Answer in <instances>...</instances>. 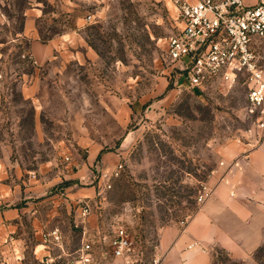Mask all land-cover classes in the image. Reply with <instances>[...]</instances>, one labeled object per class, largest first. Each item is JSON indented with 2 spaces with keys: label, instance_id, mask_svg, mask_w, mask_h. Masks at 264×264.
Wrapping results in <instances>:
<instances>
[{
  "label": "rangeland",
  "instance_id": "374dc122",
  "mask_svg": "<svg viewBox=\"0 0 264 264\" xmlns=\"http://www.w3.org/2000/svg\"><path fill=\"white\" fill-rule=\"evenodd\" d=\"M180 27L170 0H0V264H60L79 200L87 234L122 226L151 264L161 229L253 136L241 80L198 92L167 57Z\"/></svg>",
  "mask_w": 264,
  "mask_h": 264
},
{
  "label": "built area",
  "instance_id": "2783aa9c",
  "mask_svg": "<svg viewBox=\"0 0 264 264\" xmlns=\"http://www.w3.org/2000/svg\"><path fill=\"white\" fill-rule=\"evenodd\" d=\"M170 1L177 9L181 27L166 41L167 57L175 62L189 87L198 92L214 81L232 86L241 80L246 86V111L253 117V136L243 144L255 146L264 138V74L256 53L264 43V0L250 6L244 0ZM121 168L117 163L110 175L117 176ZM218 178L223 180L224 176ZM211 191L208 184L203 185L196 197L198 205ZM90 212L88 202L79 200L74 225L82 227V239L60 264H141L142 252L124 227L117 226L109 234L99 230L92 235L86 233ZM185 223L180 222L181 226ZM47 235L54 241L60 239L58 229ZM160 260L155 254L151 264H160Z\"/></svg>",
  "mask_w": 264,
  "mask_h": 264
},
{
  "label": "crops",
  "instance_id": "0c3cea01",
  "mask_svg": "<svg viewBox=\"0 0 264 264\" xmlns=\"http://www.w3.org/2000/svg\"><path fill=\"white\" fill-rule=\"evenodd\" d=\"M223 162L218 169L223 180L209 181L210 195L186 223L161 229L156 245L160 264H213L214 247L250 262L264 243V138L253 147L235 144Z\"/></svg>",
  "mask_w": 264,
  "mask_h": 264
},
{
  "label": "trees",
  "instance_id": "16d2710c",
  "mask_svg": "<svg viewBox=\"0 0 264 264\" xmlns=\"http://www.w3.org/2000/svg\"><path fill=\"white\" fill-rule=\"evenodd\" d=\"M261 246V247H260ZM259 247H257L254 252H253V258L255 259V261L258 263V264H262V262L260 261L259 257H258V253L262 250V245H260ZM227 253V252H226ZM228 255V254H227ZM217 257L220 256V253L216 254Z\"/></svg>",
  "mask_w": 264,
  "mask_h": 264
}]
</instances>
